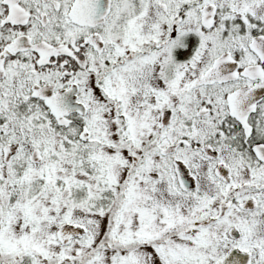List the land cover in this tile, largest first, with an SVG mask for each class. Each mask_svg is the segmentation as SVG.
<instances>
[{
    "label": "snow or ice",
    "instance_id": "6c2138e0",
    "mask_svg": "<svg viewBox=\"0 0 264 264\" xmlns=\"http://www.w3.org/2000/svg\"><path fill=\"white\" fill-rule=\"evenodd\" d=\"M0 264H264V0H0Z\"/></svg>",
    "mask_w": 264,
    "mask_h": 264
}]
</instances>
